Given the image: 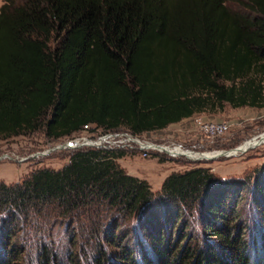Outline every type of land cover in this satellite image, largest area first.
Instances as JSON below:
<instances>
[{
    "label": "trees",
    "instance_id": "obj_1",
    "mask_svg": "<svg viewBox=\"0 0 264 264\" xmlns=\"http://www.w3.org/2000/svg\"><path fill=\"white\" fill-rule=\"evenodd\" d=\"M238 2L243 10L226 0H2L0 138L43 130L58 140L86 125L137 136L226 103L263 108L262 81L253 73H264V0ZM124 155L77 148L59 169L0 182V264H264V243L255 260L241 236L230 239L208 220L222 221L238 184L216 183L195 167L169 174L156 196L119 165ZM253 195L264 224V165ZM196 205L220 244L167 248L181 212ZM44 209L76 218L81 228L78 216L93 214L85 232L99 255L81 261L68 250L72 256L61 259L43 245L28 258L16 229ZM101 235L117 243L120 260L94 241ZM131 236L146 243L130 247ZM67 237L74 246V234Z\"/></svg>",
    "mask_w": 264,
    "mask_h": 264
},
{
    "label": "rangeland",
    "instance_id": "obj_2",
    "mask_svg": "<svg viewBox=\"0 0 264 264\" xmlns=\"http://www.w3.org/2000/svg\"><path fill=\"white\" fill-rule=\"evenodd\" d=\"M1 4L2 0H0ZM226 4L233 10H243L238 0H226ZM256 73L254 72L253 75H256L257 81H262L264 94V73ZM196 118L201 121H230L234 124L222 135L207 137L197 127ZM263 132L264 107L244 106L235 108L227 103L223 108L218 106L215 109L210 108L178 123L170 124L163 129L137 136L131 134L124 127L104 132L102 128L89 125V127L76 132L70 137L50 140L45 136L43 130H37L23 135L0 138V182L9 185L17 182L21 183L31 172L39 168L59 169L67 163L73 150L89 147L123 150L125 155L117 160L119 165L128 174L146 180L156 196L161 191L162 183L169 174L183 172L195 167L206 168L212 173L216 183L238 184L236 190L239 192L237 200L234 201L232 196L227 200V210L224 211L222 221L217 220L215 222L214 219H208L210 225L219 226L230 239L241 236L248 249L251 250H248L251 254L252 249H255L252 258L256 260L261 258L258 256V251L261 250L260 248L264 243V224L263 217L256 211V207L252 203L254 201L253 183L256 175L259 174L260 167L264 165V143L234 155H221L217 158L198 160L182 154L173 155L166 151L160 152L155 147L142 145V142L152 143L156 146L177 147L182 151L196 154L218 150L228 151L245 143L244 141L249 138L256 139L254 136ZM70 140L78 142L77 144L85 141L95 143L99 140L101 142L99 146L87 144L66 147L65 143ZM136 140L140 141L137 143ZM47 150L49 152L45 155L39 154ZM200 211L196 205L181 212L180 219L173 227L171 242L167 245V248H174L175 245H179L188 248L197 247V250H200L205 248L207 242L220 244L210 232L206 233L202 223L204 214ZM102 212L104 213L103 222L110 221L113 217L104 210ZM78 217L86 226L89 223L88 220L93 218L94 215H89V213L83 211ZM94 219H91V221ZM21 221L16 229V235H18V241L27 245L25 253L30 255L28 258L37 257L36 252H39L40 246L43 245L54 249L61 259H64V257L68 259L75 252H77L81 261L85 257L91 258L92 254L93 257L99 255L95 249L94 252H90V245L93 242L87 243V233L85 232L87 227L81 228L76 218L71 222L67 217H57L55 212L44 209L42 214L30 216L26 223L24 219ZM36 225H40L43 229L34 232ZM82 229L84 230L82 231ZM70 232L74 234L75 245H72L73 247L67 237ZM106 238L105 235H101L94 241L101 245L100 248L108 252L115 261L120 260L117 257L120 253L119 246L117 243L108 242ZM131 239L130 247L137 243L141 247L142 242L146 243V241L141 240V237L134 240L131 236ZM145 243L144 248L150 249ZM68 250L71 253L74 251V253L69 255ZM88 252L90 254H87ZM64 261L66 262V259ZM250 264H262V262L259 261L258 263L253 260Z\"/></svg>",
    "mask_w": 264,
    "mask_h": 264
},
{
    "label": "bare ground",
    "instance_id": "obj_3",
    "mask_svg": "<svg viewBox=\"0 0 264 264\" xmlns=\"http://www.w3.org/2000/svg\"><path fill=\"white\" fill-rule=\"evenodd\" d=\"M254 138L256 139H252V138H249L248 140L244 141L245 143L233 148V149H230L228 151H225V153H228L230 155H234V154H237V153H241V152H245L247 149L249 148H252V147H255L259 144H262L264 143V132L257 135V136H254ZM252 139V140H250ZM84 140V139H83ZM88 141V140H87ZM137 141V140H136ZM140 141V140H139ZM137 141V143L139 142ZM86 142V141H85ZM101 141H96L95 143L96 144H100ZM78 142L76 141H73V142H67L65 143V146H68V147H71L72 145H75L77 144ZM142 145H145V146H151V147H155L157 148L158 151L160 152H168L170 154H173V155H185L186 157H191V158H194V159H204V160H207V159H211V158H217L219 156H221L222 152L221 150H218V151H215V152H206V153H196V154H191L190 152H187V151H182L180 150L179 148L177 147H170V146H156L155 144H152V143H143L142 142ZM49 151L47 150L46 152L44 153H39L41 155H45L46 153H48Z\"/></svg>",
    "mask_w": 264,
    "mask_h": 264
},
{
    "label": "built area",
    "instance_id": "obj_4",
    "mask_svg": "<svg viewBox=\"0 0 264 264\" xmlns=\"http://www.w3.org/2000/svg\"><path fill=\"white\" fill-rule=\"evenodd\" d=\"M196 124L199 128L200 132L207 137H215L224 134L226 131L230 129V127L234 124L230 121H215V120H208V121H201L197 120ZM86 125L84 128H87Z\"/></svg>",
    "mask_w": 264,
    "mask_h": 264
},
{
    "label": "water",
    "instance_id": "obj_5",
    "mask_svg": "<svg viewBox=\"0 0 264 264\" xmlns=\"http://www.w3.org/2000/svg\"><path fill=\"white\" fill-rule=\"evenodd\" d=\"M257 136V135H256ZM74 140H70L69 142H73ZM96 145V146H99V144H96V143H89V142H83V143H81V144H75V145H72L71 147H77V146H82V145ZM64 147V146H63ZM66 147H68V146H66ZM221 155H225V156H230V154H228V153H225V151H223L222 152V154Z\"/></svg>",
    "mask_w": 264,
    "mask_h": 264
}]
</instances>
